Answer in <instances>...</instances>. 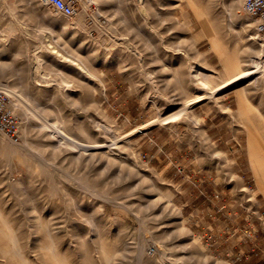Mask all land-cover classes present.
I'll list each match as a JSON object with an SVG mask.
<instances>
[{
  "label": "rangeland",
  "instance_id": "rangeland-1",
  "mask_svg": "<svg viewBox=\"0 0 264 264\" xmlns=\"http://www.w3.org/2000/svg\"><path fill=\"white\" fill-rule=\"evenodd\" d=\"M193 1L228 58L244 69H254L253 59L264 62V34L241 12V0ZM142 2L145 15L139 1L96 0L85 13L67 17L39 0H0V33L13 26L10 45L0 43V60L11 68L0 78L28 91L35 112L50 122L63 120L74 134L84 130L99 144L176 113L185 96L204 91L188 66L199 61L203 73L225 77L223 64L207 37L192 42L201 26L188 0ZM79 16L82 26L74 24ZM63 40L89 55L93 76H79L43 50L51 81L36 82L29 57ZM58 69L73 80L61 94ZM239 96L253 108L248 118L237 114ZM215 99L192 105L185 119L133 135L121 150L130 168L120 173L75 161L72 148L53 155L52 142L37 131L38 119L26 120L10 103L20 127L15 143L25 140L29 147L21 152L47 163L46 172L34 171L0 157V212L25 258L5 253L10 244L0 236V264H39L34 253L52 241L47 235L71 264H264V194L244 127L264 140V77L221 90ZM100 246L115 251L110 262L101 258Z\"/></svg>",
  "mask_w": 264,
  "mask_h": 264
},
{
  "label": "bare ground",
  "instance_id": "bare-ground-1",
  "mask_svg": "<svg viewBox=\"0 0 264 264\" xmlns=\"http://www.w3.org/2000/svg\"><path fill=\"white\" fill-rule=\"evenodd\" d=\"M7 1L8 0H2V2L4 3H6ZM89 1L96 2V0ZM188 1L192 9L194 10V13L201 26L200 33L192 38V42L198 40L200 36H205L208 38L211 43V48L223 64L225 77L203 73L201 71L203 65L199 61H196L194 65H189L188 73L190 78L199 82L200 86L203 88L204 91L194 96H185L181 101L180 109L172 115H169L167 117H162L161 115H159L151 121L132 129L123 136L113 134L109 142L99 144L97 141L93 140V138L90 137L84 130H80L74 134L65 125L63 120H56L54 122H50L46 115L38 114L37 112H35L29 102V92L23 90L19 84L11 85L0 78V90L4 91L9 97L13 99L12 101L10 100L11 107H15L16 110H21L26 120L38 119L37 131L39 134L42 133L41 135H44L47 139L52 142V144L50 145V149L53 155L62 150L68 151L75 149L76 155L72 157L75 161H84L85 164L97 163L100 164L101 167L103 166V170H109L111 167H115L117 168V171L119 173L122 172L124 169H129L130 167L128 168L127 164L122 159L121 150L123 148L130 147L128 141L133 135L138 132L149 129L151 126H157L167 123L166 121L169 119L170 121L168 122L185 119L192 105L203 101H215L216 94L221 90H224L236 84H240L241 82L254 77H264V62H262L261 60H252L251 64L253 65L254 69H244L241 67L237 60H232L228 58L224 53L220 43L215 37V32L207 18L206 13L201 8L196 6L193 0ZM137 7L138 11L141 14H146V8L142 1L138 3ZM56 15L61 16L58 13ZM83 19V16H79V18L74 22V24L82 26L84 24ZM63 26H65V24ZM185 26L189 27V24L185 23ZM8 27L9 30L7 32L3 30L0 33V43L4 48H7L10 45V37L12 36L13 32V26L11 23L8 24ZM96 27L99 33L104 32L101 26L96 25ZM257 37L258 36L255 35L253 36V39H257ZM59 38L62 39V36ZM262 47H264V43H262ZM43 50L52 55L53 57L58 56L57 58H59L61 62L72 66L71 69L77 70L79 76H82L84 74L93 76V72L86 65V61H90L89 55L82 54L79 49H73L68 41L63 40V43L61 45L54 42L53 46H43L39 51L32 53L29 57L34 69V78L36 82L51 81V78L49 77L48 73L45 72L43 68V63L45 62V58L42 54ZM133 54L137 59L141 60V55L139 52L133 51ZM10 69V64L8 62L0 60L1 73L5 70ZM58 74L60 81L56 85V89L57 92L61 94L62 89H66L67 87H69L73 80L72 77L67 75L62 69H58ZM145 78L152 86V82L154 81L152 79V76L150 74H145ZM243 92L244 90L241 89L239 93L243 94ZM165 100L166 102H169L167 98H165ZM237 100L239 106L237 114L241 117L248 118V114L252 111L253 108L248 103L243 101L240 96ZM244 127L247 131V150L251 169L256 177L259 190L264 194V140L257 138V134L255 133V131L250 129L246 124H244ZM17 141H12L7 138L0 139V157L8 161L11 159L18 161L24 164L25 167L34 171L46 172L44 165L47 162L45 161V159L39 157L36 161L34 159H31V157L27 154L24 155L20 149L22 147L28 148L29 145L26 143L25 140L22 141V144L15 143ZM122 142L125 143L124 147L121 145ZM77 179L80 182H83V179ZM83 188L90 192V187L83 186ZM136 218L140 221V225L141 223L145 222L143 218ZM181 226L183 227V224H181ZM0 236L6 238L10 244V247L8 246L7 248H5L4 252L7 254L14 255L23 262H25V258L20 251L19 239L14 229L2 216L1 212ZM51 244L52 241L46 244L44 247H51ZM47 254L52 255L51 253ZM100 255L104 261L110 262L115 255V251L100 246ZM140 256L138 261H141ZM52 259L57 261L58 264H63L64 258H62L60 254L52 255Z\"/></svg>",
  "mask_w": 264,
  "mask_h": 264
},
{
  "label": "built area",
  "instance_id": "built-area-1",
  "mask_svg": "<svg viewBox=\"0 0 264 264\" xmlns=\"http://www.w3.org/2000/svg\"><path fill=\"white\" fill-rule=\"evenodd\" d=\"M44 6L55 13L71 17L85 13L87 7L92 6L89 0H39ZM142 1V0H134ZM241 12L254 22L258 34H264V0H241ZM12 141L19 139V124L10 108V98L0 90V139Z\"/></svg>",
  "mask_w": 264,
  "mask_h": 264
},
{
  "label": "clouds",
  "instance_id": "clouds-1",
  "mask_svg": "<svg viewBox=\"0 0 264 264\" xmlns=\"http://www.w3.org/2000/svg\"><path fill=\"white\" fill-rule=\"evenodd\" d=\"M45 240H52L51 247H44L42 249H38L36 253H34L37 258V261L39 262V264H58L57 261L52 259V255L59 254L58 244L54 239H52L51 235L45 236ZM46 253H51L52 255H46ZM63 264H71V259L65 257V259L63 260Z\"/></svg>",
  "mask_w": 264,
  "mask_h": 264
}]
</instances>
